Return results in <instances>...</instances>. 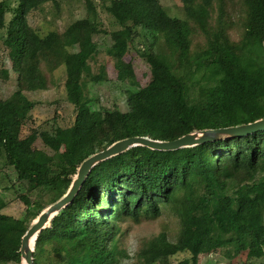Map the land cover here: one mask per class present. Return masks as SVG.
<instances>
[{"label": "trees", "instance_id": "16d2710c", "mask_svg": "<svg viewBox=\"0 0 264 264\" xmlns=\"http://www.w3.org/2000/svg\"><path fill=\"white\" fill-rule=\"evenodd\" d=\"M13 1L0 0V37L10 63L5 69L0 62V77L15 76L13 91L0 97V158L26 193L47 200L19 195L23 219L0 212L1 263L22 264L20 242L32 221L64 196L84 160L112 143L136 136L171 141L264 118V0H179L182 18L169 15L161 0H84L83 18L43 36L27 17L47 3L58 7L57 1ZM97 7L114 29L107 30ZM145 33L153 41L138 54L150 78L140 86L126 55ZM102 36L127 112L93 108L84 94L85 80H106L103 67L94 74L88 65ZM61 66L70 124L28 127L35 103L25 92L47 88L42 67L51 73ZM164 214L177 226L174 240L161 232L142 241L131 264H169L177 255L183 259L175 264H198L199 255L243 238L247 257L264 264V131L172 151L135 146L96 164L38 233L33 263L121 264L127 254L118 249L119 224Z\"/></svg>", "mask_w": 264, "mask_h": 264}, {"label": "rangeland", "instance_id": "374dc122", "mask_svg": "<svg viewBox=\"0 0 264 264\" xmlns=\"http://www.w3.org/2000/svg\"><path fill=\"white\" fill-rule=\"evenodd\" d=\"M58 7L47 3L43 7L28 15L27 20L39 35L43 36L49 31H63L73 21L85 16L84 0H56ZM94 4H98V0H92ZM12 5L14 1L11 0ZM161 5L167 10L171 16L183 17L179 0H161ZM100 20L107 28L112 30L115 25L100 7H97ZM10 14L6 15V20L10 19ZM140 31V30H139ZM3 35L0 32V36ZM4 36V35H3ZM233 40L238 39L239 31L234 28L230 32ZM153 35L142 34L135 38L131 47L128 49L127 59L132 63L135 77L140 86H145L150 78L149 67L143 59L139 57L138 51H144L153 41ZM99 49L97 53L91 55L88 59V65L92 73L96 74L103 67L106 80L93 84L88 80L84 81V94L87 99H91V105L96 109H112L118 108L121 112H127L128 106L124 87L116 80L114 71V56L108 50V37L102 36L97 38ZM198 37L194 41H201ZM162 44L161 40L155 47L159 48ZM6 52L2 45L0 37V62H3L5 69L10 68V63L6 59ZM43 72L47 79V88L34 92H25L26 97L35 103V107L31 111L32 121L28 127L40 126V128L48 129L53 123L59 126L70 124L73 118L72 106L66 100V94L63 87L65 79L64 68L61 66L51 73L43 68ZM15 76L10 73L8 79L0 77V97L9 96L14 89L13 78ZM57 118V119H56ZM55 119V121H53ZM39 145V144H38ZM25 195L28 199L34 200L41 198L40 203L45 204L47 196L42 195L37 191L30 193L25 192V187L17 182L14 170L4 164L0 158V212L17 219H23L25 216L26 206L18 197ZM42 195V196H41ZM120 231L117 235L118 249L124 250L127 254V259L121 261V264H131L134 260V255L137 252L142 241L150 239L161 232H166L169 239L174 240L177 226L171 217L160 215L155 218L140 217L137 222L126 219L119 224ZM248 239L243 238L239 242L224 245L209 254H201L198 256V264H259L260 261L247 257ZM183 256L177 255L171 258L169 264H175L182 260ZM0 264H4L1 263Z\"/></svg>", "mask_w": 264, "mask_h": 264}, {"label": "water", "instance_id": "95a60500", "mask_svg": "<svg viewBox=\"0 0 264 264\" xmlns=\"http://www.w3.org/2000/svg\"><path fill=\"white\" fill-rule=\"evenodd\" d=\"M262 131H264V118L234 127L192 131L171 141H158L146 137L136 136L112 143L106 149L97 152L84 160L77 169L71 185L64 196L41 211L39 215L32 221L30 227L22 236L20 242L19 252L22 264H34L32 254L34 251V242L38 233L43 228H45L46 225H48V223L52 220V218L73 199L74 195L77 193L78 189L84 182L89 171L96 164L110 157L121 154L129 148L135 146H143L151 150L158 151H172L214 140L246 136L248 134Z\"/></svg>", "mask_w": 264, "mask_h": 264}]
</instances>
